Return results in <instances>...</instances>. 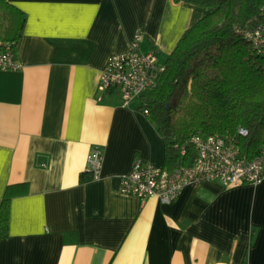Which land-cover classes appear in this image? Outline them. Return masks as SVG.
<instances>
[{"label":"crops","instance_id":"0c3cea01","mask_svg":"<svg viewBox=\"0 0 264 264\" xmlns=\"http://www.w3.org/2000/svg\"><path fill=\"white\" fill-rule=\"evenodd\" d=\"M26 15L17 69L0 70V204H11L0 264H264V179L186 184L171 202L122 192L136 159L166 166V141L140 97L100 89L110 55L166 61L205 13L177 0H9ZM165 56V58H164ZM94 146L100 176L88 171Z\"/></svg>","mask_w":264,"mask_h":264},{"label":"trees","instance_id":"16d2710c","mask_svg":"<svg viewBox=\"0 0 264 264\" xmlns=\"http://www.w3.org/2000/svg\"><path fill=\"white\" fill-rule=\"evenodd\" d=\"M177 1L201 4L205 13L180 36L157 85L140 96L165 138L166 167L195 161L196 133L233 141L252 159L264 147V45L256 47L240 28L264 22V0ZM25 21L20 8L0 0V41L17 47ZM27 190L25 183L7 186L0 239L10 233L13 198Z\"/></svg>","mask_w":264,"mask_h":264},{"label":"built area","instance_id":"2783aa9c","mask_svg":"<svg viewBox=\"0 0 264 264\" xmlns=\"http://www.w3.org/2000/svg\"><path fill=\"white\" fill-rule=\"evenodd\" d=\"M240 31L256 47H263L264 22L255 28H240ZM141 39V32H137L131 49L110 55L102 70L100 89L120 88L127 103L154 88L165 70V61L161 59L158 50L143 51ZM19 67L16 47L11 42L0 41V70ZM145 112L149 113V110ZM240 131L248 133L246 128ZM191 142L197 151L191 165L168 168L136 159L129 172L121 176L122 192L139 196L143 200L157 196L165 202H171L189 183L205 180H217L225 184L258 183L264 179V147L257 156L248 159L242 155L236 143L217 135L196 133L191 137ZM88 161V171L98 178L104 161L102 149L94 146L88 154Z\"/></svg>","mask_w":264,"mask_h":264},{"label":"rangeland","instance_id":"374dc122","mask_svg":"<svg viewBox=\"0 0 264 264\" xmlns=\"http://www.w3.org/2000/svg\"><path fill=\"white\" fill-rule=\"evenodd\" d=\"M164 58H165V56H164Z\"/></svg>","mask_w":264,"mask_h":264}]
</instances>
